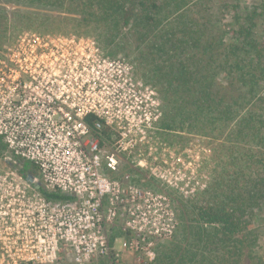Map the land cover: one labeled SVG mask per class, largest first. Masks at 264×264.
<instances>
[{"label": "built area", "instance_id": "built-area-1", "mask_svg": "<svg viewBox=\"0 0 264 264\" xmlns=\"http://www.w3.org/2000/svg\"><path fill=\"white\" fill-rule=\"evenodd\" d=\"M162 117L156 88L95 37L22 32L0 56V138L7 159L39 174L19 184L18 168L5 188L0 264L112 261L124 250L153 261L178 225L166 189L193 196L207 187L200 160L186 161L160 139ZM131 167L153 175L160 189L134 183ZM40 186L65 198H49ZM114 227L119 250L110 243Z\"/></svg>", "mask_w": 264, "mask_h": 264}, {"label": "trees", "instance_id": "trees-1", "mask_svg": "<svg viewBox=\"0 0 264 264\" xmlns=\"http://www.w3.org/2000/svg\"><path fill=\"white\" fill-rule=\"evenodd\" d=\"M222 1L0 0L29 7L14 11L19 26L11 41L0 42V56L26 30L90 35L111 56H121L110 47L117 39L122 47L134 44V60L150 69V82L164 94L158 135L212 138L214 181L184 204L183 216L192 213L194 223H182L184 243L174 244L179 264H238L264 208V0L243 11L233 5L232 26L224 22L228 3ZM7 12L0 5V26ZM93 117H87L90 124ZM2 150L0 138V156ZM26 170L38 171L24 162L19 171ZM130 170L134 183L160 189L140 182L141 169Z\"/></svg>", "mask_w": 264, "mask_h": 264}, {"label": "rangeland", "instance_id": "rangeland-1", "mask_svg": "<svg viewBox=\"0 0 264 264\" xmlns=\"http://www.w3.org/2000/svg\"><path fill=\"white\" fill-rule=\"evenodd\" d=\"M257 1L260 0H223V3H228V6L225 8V11H223L227 16L224 22L231 23V16L234 15L233 5L240 4L241 11H243V9H245L247 6L254 5ZM0 5H4L8 10L6 14L8 17L7 24L4 22L3 25L0 26V42L2 40L11 41L13 37V33L11 32L14 30V27L19 26L14 24L16 21L14 18V11L16 10V8L28 9L29 7L24 5H15L11 3L8 4L5 2H0ZM130 37L131 36H129V38ZM119 42V39H117L115 43H112L110 45V47L117 48L118 54L125 57L133 65L136 77H138L145 83L152 85L149 79L151 78L149 77V73L151 72L150 69H148L147 66L139 64L134 60V56L137 53L135 45L130 43L129 45L122 47ZM156 91L160 102V107L162 108L164 115V94L162 93V91L159 90V88H156ZM162 135L163 136H160V139L162 138V140L168 144L170 149L177 150L185 158L186 161L193 157H197L200 160L201 166L200 168H198L199 175L207 178L206 188H208V186L211 187L215 177V173L213 172V166L214 163H216V161H214L213 159L214 152H212V145H214L215 143L212 144V138L198 135L197 133H183L179 131L166 130L163 131ZM6 155V150H2V156H0V209H2L3 207L5 195L7 194L5 188H7L10 184L13 183V180L15 179H13L12 177L16 178V176L13 175V172H16L18 168L22 165V163H15L7 159L5 157ZM30 172L33 173L35 176H38L39 174L38 171L26 170V176ZM137 172H140V182L148 185H154L157 188L161 187L160 183L156 180L153 175L149 174L145 170H140ZM26 176L24 175L23 179H18L19 184L27 183ZM202 191H199L193 196H187L185 193H181L177 189L171 187L166 189V192L172 198V205L174 207L178 219V225L176 227L177 234L174 239L170 241H162L157 245L156 258L151 262L147 261V259L142 262H137L133 256H131L128 252L124 250L121 251V256L118 260L113 259L111 261L107 258H102L85 263H77L73 259V257L68 256L59 259L58 262H56L55 264H179L178 262L180 261L179 259L181 255L177 253L176 248L174 249V244L176 243V241L180 240V243H184V230L182 231V223H194V221L192 220L193 214L187 212V215L183 216L182 210L184 209V204L189 203L190 201L191 203L194 200L196 201V198H199L198 195ZM257 215L258 220L255 219L253 227L254 232H251L248 235L249 238L245 242L246 246L244 249V253L238 258V261L236 262L238 264H264V208H261V210L258 211ZM116 234L119 235V232L117 230V227H114V229H112V234H110V243L112 249L117 248L119 250V248L122 246V240H115ZM162 243L166 244L165 248L163 247L164 244ZM160 244H162V246H160ZM187 262L189 263L190 259H188Z\"/></svg>", "mask_w": 264, "mask_h": 264}, {"label": "water", "instance_id": "water-1", "mask_svg": "<svg viewBox=\"0 0 264 264\" xmlns=\"http://www.w3.org/2000/svg\"><path fill=\"white\" fill-rule=\"evenodd\" d=\"M33 173H30L29 175H28V180H30V181H33Z\"/></svg>", "mask_w": 264, "mask_h": 264}]
</instances>
